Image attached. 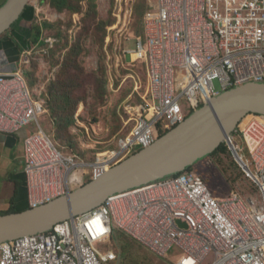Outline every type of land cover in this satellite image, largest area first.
<instances>
[{
  "label": "built area",
  "instance_id": "obj_1",
  "mask_svg": "<svg viewBox=\"0 0 264 264\" xmlns=\"http://www.w3.org/2000/svg\"><path fill=\"white\" fill-rule=\"evenodd\" d=\"M142 28L135 54L146 68L145 114L93 162L44 131L45 102L20 70L0 72V134L36 126L23 139L29 208L69 195L73 171L98 179L223 93L264 84V0H156ZM233 133L245 146L233 135L226 144L242 156L254 195L217 197L200 174L184 171L112 195L51 231L0 243V264H112L120 258L106 246L117 231L158 257L178 249L176 264H264V115L249 114Z\"/></svg>",
  "mask_w": 264,
  "mask_h": 264
},
{
  "label": "rangeland",
  "instance_id": "obj_2",
  "mask_svg": "<svg viewBox=\"0 0 264 264\" xmlns=\"http://www.w3.org/2000/svg\"><path fill=\"white\" fill-rule=\"evenodd\" d=\"M155 2L76 0L73 13L58 12L49 0H31L30 20L23 18L20 25L34 34L39 27L41 39L28 41L18 70L25 75L33 97L45 102L40 124L64 152L93 162L98 154L113 150L145 114L146 68L135 49L143 34L144 14ZM4 36L15 38L12 30L0 39ZM34 128L19 133L13 148L0 144V171L24 169L21 145ZM234 137L238 147L245 146L238 135ZM193 170L217 197L238 193L247 198L257 192L230 150L197 162ZM74 178L81 183L73 182ZM88 180L81 169L73 171L72 191ZM107 249L119 255V261L112 264H176L180 256L173 249L167 257H158L121 231Z\"/></svg>",
  "mask_w": 264,
  "mask_h": 264
},
{
  "label": "water",
  "instance_id": "obj_3",
  "mask_svg": "<svg viewBox=\"0 0 264 264\" xmlns=\"http://www.w3.org/2000/svg\"><path fill=\"white\" fill-rule=\"evenodd\" d=\"M31 0H7L0 6V37L19 22ZM249 114L264 115V84L249 83L229 90L204 105L155 143L136 152L69 195L36 208L0 215V243L45 233L65 221L100 207L112 195L186 171L230 142ZM230 150L248 170L233 145Z\"/></svg>",
  "mask_w": 264,
  "mask_h": 264
},
{
  "label": "crops",
  "instance_id": "obj_4",
  "mask_svg": "<svg viewBox=\"0 0 264 264\" xmlns=\"http://www.w3.org/2000/svg\"><path fill=\"white\" fill-rule=\"evenodd\" d=\"M7 0H0V6H2ZM32 11L28 10L24 19L30 20ZM5 36L0 39V72H12L14 70L12 66H18V62L13 60L15 52H11L14 48L13 42ZM25 47L24 51L25 52ZM23 54V53H22ZM17 135H4L0 134V144L6 148H13L17 143ZM23 151V141L21 145ZM23 157V155H22ZM5 166L7 168V163ZM20 186V192H16V187ZM14 206L18 212L29 209L28 197L25 176L22 171L13 172L9 170L0 171V213L9 210Z\"/></svg>",
  "mask_w": 264,
  "mask_h": 264
},
{
  "label": "trees",
  "instance_id": "obj_5",
  "mask_svg": "<svg viewBox=\"0 0 264 264\" xmlns=\"http://www.w3.org/2000/svg\"><path fill=\"white\" fill-rule=\"evenodd\" d=\"M74 1H76V0H49V4L52 8L56 9L58 12H64L65 10H68V11H71L74 13L77 11V7L74 4ZM78 4H79V1H78ZM28 9H29V6L27 7L22 19L19 22L15 23L11 28L12 33L16 39L13 37H9L10 40L14 44V48L11 51V52H15V55L13 56V60L17 61V62L19 61V59H20V57L24 51V47L26 48V46L28 45L29 40L30 41L33 40L34 43H38V42H40V39H41V29L39 27L37 29L35 28L36 33L34 34V31H32L31 29L26 28V27H22L20 25V22L23 20V18H25V15H26ZM6 35H7V33H6ZM12 68L14 70H11V71L14 72L18 69V66L15 65V66H12ZM71 123L72 122L70 120V122H68V124H71ZM167 132H169V131H165V132L161 131L159 133V137L163 136ZM232 135L234 136L235 133H233ZM228 150H230V149L227 147V144L222 143L219 148H217L211 155H209L206 158L213 157L219 153H225ZM192 170H193V166L186 169V171H192ZM244 174H245V172H244ZM88 182H90V180H88L86 183H88ZM16 192L17 193L20 192V186H18V185L16 187ZM16 212H18V210L14 206H12L9 210L0 213V215L16 213Z\"/></svg>",
  "mask_w": 264,
  "mask_h": 264
},
{
  "label": "bare ground",
  "instance_id": "obj_6",
  "mask_svg": "<svg viewBox=\"0 0 264 264\" xmlns=\"http://www.w3.org/2000/svg\"><path fill=\"white\" fill-rule=\"evenodd\" d=\"M134 53V52H133Z\"/></svg>",
  "mask_w": 264,
  "mask_h": 264
},
{
  "label": "flooded vegetation",
  "instance_id": "obj_7",
  "mask_svg": "<svg viewBox=\"0 0 264 264\" xmlns=\"http://www.w3.org/2000/svg\"><path fill=\"white\" fill-rule=\"evenodd\" d=\"M21 23V22H20Z\"/></svg>",
  "mask_w": 264,
  "mask_h": 264
}]
</instances>
